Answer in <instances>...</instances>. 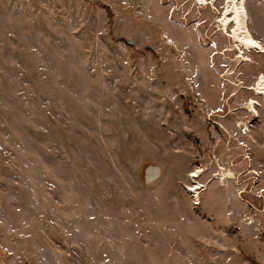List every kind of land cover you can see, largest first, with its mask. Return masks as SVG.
<instances>
[{
  "label": "rangeland",
  "instance_id": "374dc122",
  "mask_svg": "<svg viewBox=\"0 0 264 264\" xmlns=\"http://www.w3.org/2000/svg\"><path fill=\"white\" fill-rule=\"evenodd\" d=\"M244 3L240 57L224 0H0V264H264Z\"/></svg>",
  "mask_w": 264,
  "mask_h": 264
},
{
  "label": "bare ground",
  "instance_id": "6f19581e",
  "mask_svg": "<svg viewBox=\"0 0 264 264\" xmlns=\"http://www.w3.org/2000/svg\"><path fill=\"white\" fill-rule=\"evenodd\" d=\"M205 3L207 0H199ZM226 1V8L223 15L219 18L220 23L223 25V29L229 32V37L233 39L232 41L235 42L236 48H238L240 52V57H243L245 52L251 51H263V46L255 40L253 37L249 27H248V15L245 9L244 0H224ZM218 21V22H219ZM232 25L231 30L229 31V26ZM257 83L251 88L256 95H264V74H262L259 78ZM245 109L250 111H255V102L254 100H250L247 106H244ZM243 125V122L240 123ZM247 129L248 124L245 126ZM202 173V170H197L192 174V177L195 179L199 177V174ZM149 180H156L159 177V173L155 174L152 173L151 170L147 172ZM233 178L231 173L223 174V178ZM224 178V179H225ZM194 187V186H193ZM201 186L199 183H196V186L192 188V193L195 198L199 200V189Z\"/></svg>",
  "mask_w": 264,
  "mask_h": 264
},
{
  "label": "water",
  "instance_id": "95a60500",
  "mask_svg": "<svg viewBox=\"0 0 264 264\" xmlns=\"http://www.w3.org/2000/svg\"><path fill=\"white\" fill-rule=\"evenodd\" d=\"M167 42H168V44H170V45H172V46L174 47V45H173L169 40H167ZM149 170H151V172H152V173H155V174L159 173L158 168L150 166V167L146 170V173H145V174H146V175H145V180H146L147 183L152 182V180H153V179H152V180H149V178H148L147 172H148Z\"/></svg>",
  "mask_w": 264,
  "mask_h": 264
},
{
  "label": "built area",
  "instance_id": "2783aa9c",
  "mask_svg": "<svg viewBox=\"0 0 264 264\" xmlns=\"http://www.w3.org/2000/svg\"><path fill=\"white\" fill-rule=\"evenodd\" d=\"M254 92V91H253ZM255 93V92H254ZM259 96H261V97H263L264 98V95H259Z\"/></svg>",
  "mask_w": 264,
  "mask_h": 264
}]
</instances>
